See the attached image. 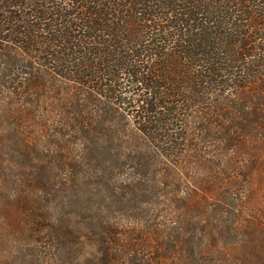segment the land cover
Listing matches in <instances>:
<instances>
[{
  "label": "trees",
  "instance_id": "obj_1",
  "mask_svg": "<svg viewBox=\"0 0 264 264\" xmlns=\"http://www.w3.org/2000/svg\"><path fill=\"white\" fill-rule=\"evenodd\" d=\"M156 167L179 214L113 216ZM3 240L32 264H264V0H0Z\"/></svg>",
  "mask_w": 264,
  "mask_h": 264
},
{
  "label": "rangeland",
  "instance_id": "obj_2",
  "mask_svg": "<svg viewBox=\"0 0 264 264\" xmlns=\"http://www.w3.org/2000/svg\"><path fill=\"white\" fill-rule=\"evenodd\" d=\"M183 176L182 180L183 183L181 184L180 190L178 192L179 195L184 196V161H183ZM154 171H156L152 176V184L155 183L156 188L151 190L149 193H143L139 192L137 195H135L132 202L129 204L126 201L123 200L120 196V190H116V196L113 193H108L107 198L105 199L104 206L111 211V214L113 216L118 217L120 220H125L124 222H131V219H123L120 218L124 214L125 217H129L128 213L132 212L133 217H135L137 221H145L147 219L145 218V211H142L143 209L146 210H153L154 213H157L159 215V219L162 217H165L167 215H170L174 212H177V209L180 207L181 204L176 203L174 200L173 194V187H172V181L168 180L166 184L165 179L161 177V173L159 171V168H154ZM124 180L123 176H114L112 178V182L116 181L118 184H121V182ZM129 196V195H128ZM85 198L77 199V204L79 205H89L87 201H85ZM148 203V204H147ZM184 209V206L181 210ZM180 211V210H179ZM177 214H179L177 212ZM161 217V218H160ZM165 219V218H164ZM163 219V220H164ZM174 220H180L174 218ZM79 226V225H78ZM80 231L83 232V227L79 226ZM85 243H89L88 240L84 239ZM0 248V264H32L29 262V258L27 256H24V252L20 251L18 248H20L17 245H14L11 240H3ZM14 247V248H13ZM12 248L14 249L15 253L14 255L11 254ZM20 253H19V252Z\"/></svg>",
  "mask_w": 264,
  "mask_h": 264
}]
</instances>
